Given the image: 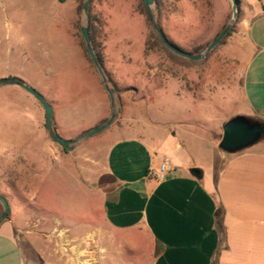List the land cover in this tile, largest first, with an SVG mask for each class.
<instances>
[{"label":"rangeland","instance_id":"1","mask_svg":"<svg viewBox=\"0 0 264 264\" xmlns=\"http://www.w3.org/2000/svg\"><path fill=\"white\" fill-rule=\"evenodd\" d=\"M85 2L0 0V80L17 78L40 92L65 140L78 139L112 114L110 97L83 47ZM262 8V0H240L230 36L206 59L191 61L157 42L143 0H93L90 15L102 22L96 36L104 68L120 93H113L112 125L73 150L51 140L38 101L18 86L0 88V195L11 206L13 236L28 264L125 263L111 257L107 238L92 231L101 174L93 160L103 162L109 145L137 137H145L153 153L162 149L163 159L181 138L199 136L191 134L197 130L188 124L192 120L201 123L202 140L192 141L202 152L206 131L223 130L240 102L244 63L252 55L245 24ZM152 11L166 38L196 55L232 18L229 0H154ZM40 181L47 184L39 198Z\"/></svg>","mask_w":264,"mask_h":264},{"label":"crops","instance_id":"2","mask_svg":"<svg viewBox=\"0 0 264 264\" xmlns=\"http://www.w3.org/2000/svg\"><path fill=\"white\" fill-rule=\"evenodd\" d=\"M245 26L252 55L244 63L240 102L222 126L235 116L264 121V8ZM189 123L199 135L192 140H202L200 120ZM206 132L200 153L183 137L160 159L162 149L153 153L137 137L109 145L103 162L93 160L101 174L92 231L107 238L111 257L124 264H264V138L227 154L219 149L223 130ZM164 161L170 170L159 181ZM38 184L40 198L47 183ZM13 224L11 209L0 225V264H28Z\"/></svg>","mask_w":264,"mask_h":264},{"label":"water","instance_id":"3","mask_svg":"<svg viewBox=\"0 0 264 264\" xmlns=\"http://www.w3.org/2000/svg\"><path fill=\"white\" fill-rule=\"evenodd\" d=\"M93 0H86L83 5V11L86 16V24L81 28V34L89 55L90 60L94 64L95 68L97 69L98 74L100 75L105 90L107 91L111 105H112V114L109 119L96 127L95 129L87 132L86 134L80 136L76 140H65L60 135H58L54 129L53 122H54V110L52 105L48 102V100L36 89L33 87L25 84L22 80L17 78H9L0 80V88L7 87V86H18L22 90H24L27 94L32 96L45 111V124L46 130L48 132L49 137L51 140L56 143L57 145L61 146L66 150H73L75 145L87 138H92L94 136L99 135L100 133L107 130L115 120L117 112L115 110V99L112 92V89L108 83V80L105 76V73L99 64L95 52L93 50L90 38V26H91V15H90V5ZM232 6V18L230 23L213 39V41L208 45L206 50L199 54L193 55L190 53H186L175 45H173L165 36L162 29L158 26L155 21L152 5L154 4V0H143L147 16L149 19L150 24L153 26L155 32L157 33L160 41L167 49L171 52L175 53L178 56L186 58L191 61H201L207 58V56L213 52L215 48H217L223 39L227 36V34L233 28L235 22L239 16V3L238 0H229ZM264 138V124L260 122H253L248 117L245 116H235L231 118L228 122H226L223 126V136L219 143V149L227 154H236L251 147L257 145L262 139ZM195 172L200 173V171L195 170ZM0 202L3 205V211L0 214V225H2L8 218L10 213V204L7 199L0 195Z\"/></svg>","mask_w":264,"mask_h":264},{"label":"trees","instance_id":"4","mask_svg":"<svg viewBox=\"0 0 264 264\" xmlns=\"http://www.w3.org/2000/svg\"><path fill=\"white\" fill-rule=\"evenodd\" d=\"M238 3H240V0H238ZM101 24H102L101 20H97V19H95L94 17H91V26H90V38H91V44H92L93 50H94V52H95V55H96V57H97V60H98L99 64L101 65V67H102V69H103V71H104V73H105V76H106V78H107V80H108L109 85L111 86L112 92L115 93V94H118V93H120V89L118 88V86H117V84L114 82V80L112 79L111 74H110L108 71H106V69L104 68L103 53H102V49H103V47H102L101 43H99V42L97 41V36H96V35H97L96 28H97V27H96V25L99 26V25H101ZM231 32H232V31H231ZM231 32H229V33L227 34V36L223 39V41H224L227 37L230 36ZM156 38H158V37L156 36ZM223 41H222V42H223ZM157 42L163 47V44H162V42H161L160 40H158ZM222 42H221L220 44H222ZM83 47L85 48V50H86V52H87V49H86L85 44H84ZM153 48H154V47H153ZM163 48H164V47H163ZM147 49L150 50V48L148 47V45H147ZM164 49H165V48H164ZM196 54H197V53H195V54H193V55H196ZM249 119H250L251 121H253V122H260V123L264 124V121H262V120H256V119H251V118H249ZM221 139H222V137L220 138V141H221ZM2 211H3V205H2V203L0 202V214L2 213ZM10 218H11V208H10V213H9V215H8L7 220H10Z\"/></svg>","mask_w":264,"mask_h":264},{"label":"built area","instance_id":"5","mask_svg":"<svg viewBox=\"0 0 264 264\" xmlns=\"http://www.w3.org/2000/svg\"><path fill=\"white\" fill-rule=\"evenodd\" d=\"M169 170H170V168H169V163H168V161H164L163 163H161V166H160V170H159V172H158V174H157V179L159 180V181H163V180H165V178H166V175H167V173L169 172Z\"/></svg>","mask_w":264,"mask_h":264}]
</instances>
